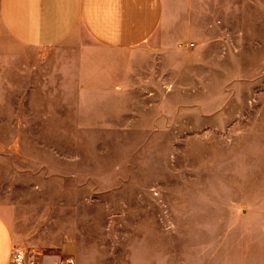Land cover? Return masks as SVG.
<instances>
[{"label": "rangeland", "instance_id": "1", "mask_svg": "<svg viewBox=\"0 0 264 264\" xmlns=\"http://www.w3.org/2000/svg\"><path fill=\"white\" fill-rule=\"evenodd\" d=\"M250 15L161 57L170 73L153 104L135 90L127 120L65 118L0 61V211L27 248L70 251L74 237L123 264L142 239L161 261L264 240V0Z\"/></svg>", "mask_w": 264, "mask_h": 264}, {"label": "crops", "instance_id": "2", "mask_svg": "<svg viewBox=\"0 0 264 264\" xmlns=\"http://www.w3.org/2000/svg\"><path fill=\"white\" fill-rule=\"evenodd\" d=\"M232 1L230 10L223 0H0V61H8L14 82L40 88L51 103L64 105L65 118L127 120L135 90L147 89L148 95H139L150 96L153 104L160 73H170L161 57L174 56L181 41L201 40L202 32H222L225 13L250 17L257 6V0ZM24 125L14 119L13 126ZM20 239L14 222L0 211V264H12L14 246L28 247ZM83 243L73 237L70 251L41 250L38 264L69 256L74 264H112L96 245L81 251ZM221 243L215 256L206 249L187 261H161L157 241L137 240L123 264H264V240Z\"/></svg>", "mask_w": 264, "mask_h": 264}, {"label": "built area", "instance_id": "3", "mask_svg": "<svg viewBox=\"0 0 264 264\" xmlns=\"http://www.w3.org/2000/svg\"><path fill=\"white\" fill-rule=\"evenodd\" d=\"M10 261L12 264H38V255L31 248L14 246L11 251ZM55 264H74V261L69 257L60 259Z\"/></svg>", "mask_w": 264, "mask_h": 264}]
</instances>
